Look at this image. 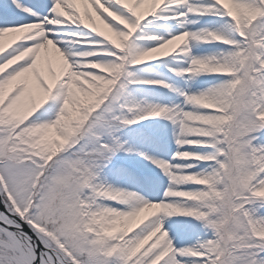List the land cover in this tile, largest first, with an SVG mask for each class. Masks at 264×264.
<instances>
[{"label":"snow or ice","instance_id":"snow-or-ice-1","mask_svg":"<svg viewBox=\"0 0 264 264\" xmlns=\"http://www.w3.org/2000/svg\"><path fill=\"white\" fill-rule=\"evenodd\" d=\"M0 264H264V0H0Z\"/></svg>","mask_w":264,"mask_h":264}]
</instances>
